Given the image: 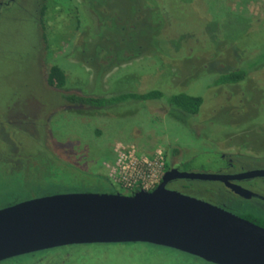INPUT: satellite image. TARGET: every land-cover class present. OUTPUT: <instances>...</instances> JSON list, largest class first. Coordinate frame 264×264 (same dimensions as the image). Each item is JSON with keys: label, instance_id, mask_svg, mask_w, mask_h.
I'll return each mask as SVG.
<instances>
[{"label": "rangeland", "instance_id": "1", "mask_svg": "<svg viewBox=\"0 0 264 264\" xmlns=\"http://www.w3.org/2000/svg\"><path fill=\"white\" fill-rule=\"evenodd\" d=\"M52 64L64 71L66 84L53 88L42 80L49 97L38 68L45 76ZM237 66L247 72L243 81L215 84L218 73ZM151 89L165 96L198 95L202 104L190 115L166 106L165 97L126 100L88 114L86 107L65 100L68 94L100 97ZM0 120V147L7 156L11 152L2 140L16 143L17 161H0L5 192L0 206L29 193L124 194L112 185L120 183L113 173L119 157L128 165L131 147L137 159L156 164L151 177L146 164L139 166L149 187L159 181L166 162L179 171L216 173L225 165L221 154L264 157V0L5 2ZM95 180L103 185L98 191ZM219 185L192 182L184 194L216 204L220 198L213 188ZM231 200L237 209L254 205ZM0 264L212 263L172 248L128 242L71 245Z\"/></svg>", "mask_w": 264, "mask_h": 264}, {"label": "water", "instance_id": "2", "mask_svg": "<svg viewBox=\"0 0 264 264\" xmlns=\"http://www.w3.org/2000/svg\"><path fill=\"white\" fill-rule=\"evenodd\" d=\"M263 175L255 170L242 176ZM176 179L226 182L227 177L170 168L155 188L132 195L58 193L16 203L0 209V261L73 244L143 242L212 264H264L263 227L169 189Z\"/></svg>", "mask_w": 264, "mask_h": 264}, {"label": "trees", "instance_id": "3", "mask_svg": "<svg viewBox=\"0 0 264 264\" xmlns=\"http://www.w3.org/2000/svg\"><path fill=\"white\" fill-rule=\"evenodd\" d=\"M67 8V7H66ZM45 6L43 7L42 14L45 12ZM67 8V12H68ZM249 21V20H248ZM247 76V72L243 68H238V66L234 69H228L225 72L218 73L215 84L216 85H221V84H236L238 82L243 81ZM46 82L49 86L53 88H62L66 84V76L64 71L56 64L49 65L47 67V73H46ZM164 98L165 105L168 106L169 108L173 107L178 109L179 111H182L183 113L190 114V115H195L202 104V97L198 95H190L187 94L183 91H174L171 94H164L159 89H151L147 92L144 93H133V92H128V93H121L119 95H111V96H100V97H95V96H84V95H76V94H68L65 96L66 100L68 103L73 104V105H78L79 107H83V109L86 107L87 108V113L88 114H94L96 113V110H106V107L110 105L111 103H120L122 101L126 100H138V101H145V100H158ZM81 109V108H79ZM110 160H112L110 158ZM165 165V171L169 167V165L164 163ZM107 179V178H105ZM92 181V180H91ZM107 182H110L107 180ZM200 183L204 184L205 181H199V180H187V179H178L169 182L167 185L170 187L174 185L175 189L178 191H181L182 193L188 192L191 189V183ZM110 184H112L110 182ZM94 185V186H93ZM92 186L98 191L99 188H102V183L99 184L97 180H95L94 184ZM113 186H117L121 192H123L125 195H132L136 191L140 190V188L135 187V188H124L120 185L117 184H112ZM111 185V186H112ZM112 186V189H113ZM168 187V186H167ZM173 188V187H172ZM153 189V188H152ZM119 190V191H120ZM114 192L110 191L109 193H117V190H113ZM82 192V191H80ZM86 192V191H85ZM98 192H103V191H98ZM105 193V192H104ZM56 194V193H55ZM241 217H244L250 221L252 220V217H247L245 215H241ZM258 225H261L264 227V221L259 220L258 222H255ZM62 247H56V248H51L48 250H54ZM43 250V251H48ZM40 250V252H43ZM36 252H31L28 254H34ZM16 257V256H15ZM6 260V259H5Z\"/></svg>", "mask_w": 264, "mask_h": 264}, {"label": "flooded vegetation", "instance_id": "4", "mask_svg": "<svg viewBox=\"0 0 264 264\" xmlns=\"http://www.w3.org/2000/svg\"><path fill=\"white\" fill-rule=\"evenodd\" d=\"M14 1L15 0H1L0 1V9H1L2 4H4L5 2H8V3L12 2L13 3ZM46 73H47V69H46L45 76H44L41 74L40 69L38 68V76L40 77L41 81L44 80L46 86L51 87L46 82ZM42 84H43L45 90H47L43 81H42ZM50 93L51 92H49V97L51 95ZM65 100H66V98H65ZM3 134H4L3 121L0 120V138L1 139H3ZM4 144H6L8 146L11 153H8L7 156H5L4 152L6 150L3 151V148L0 147V161L4 162V158H6L5 162H8V163L13 162L15 164L17 161L14 158H12L14 156V155L12 156V150H13L12 148H13V145L14 146L16 145V143L14 144L13 142L11 143V141L6 142V141L2 140V145H4ZM220 156L225 161V165H222L221 167H219V170L216 173L226 176L227 179H226V182L205 181V183L215 182V183L220 184L218 186V188L212 187L213 189H215L214 191L216 192V194H219V198H220V201H218L216 204H214V203H212V204L217 205L218 207H221V208H223V209H225V210H227V211H229V212H231L237 216H240V214H241V215H245L247 217H252L253 221H251V222H253V223H255L256 221L258 222L259 220L264 221V175L263 176H242V175H244V173L255 171V170H263L264 171V157H258L256 155H248V154H240V153L235 154V155H230V156H225V155L221 154ZM170 168H172V166H169L166 170H168ZM169 185H167L169 189L176 190L175 188H172ZM229 185H234V186H237V187L242 188L243 190L247 191L246 196L240 195L239 193L235 192L234 190H232L230 188ZM208 190H209V188L207 189V191ZM218 190L220 192H218ZM179 192H181V191H179ZM224 192H226V193H224ZM49 195H52V194H49ZM4 196H5V192L3 189H1L0 190V198H4ZM41 196H46V195H35L33 193H29V195H27L25 197L14 199V201L11 200V201L7 202L5 205L0 206V209L12 206L16 203H19V202H22V201H25V200H28L31 198H37V197H41ZM232 197L239 198L240 200H243L244 202H254V205L251 207V210H246L244 207H241V205H239V208L237 209L233 206V201L231 200ZM242 218H244V217H242ZM244 219H246V218H244ZM259 226H261V225H259ZM261 227H263V226H261ZM73 245H77V244H73ZM67 246H71V245H67ZM67 246H61V247L63 248V247H67ZM3 261H5V260L0 261V263H2Z\"/></svg>", "mask_w": 264, "mask_h": 264}, {"label": "built area", "instance_id": "5", "mask_svg": "<svg viewBox=\"0 0 264 264\" xmlns=\"http://www.w3.org/2000/svg\"><path fill=\"white\" fill-rule=\"evenodd\" d=\"M133 154H134V150L131 147V149L129 150V155H128V157L130 158L128 161V165L127 164L124 165V161L121 159V157H119L117 164L115 166L116 171L115 172L113 171L114 180L116 182H120L121 184L120 183H117V184L127 189L138 187L140 188V190H152V188H155L158 185V183L161 181L162 176L160 177L159 181L155 185L149 187L145 183L146 178H145L144 173L140 174L139 166L142 165L143 167V164H146V167L144 168L148 170V172H150L147 176L151 177L153 176L152 173L154 171L156 164L152 161L148 162L145 159L139 160ZM159 158H161V156H159ZM161 166L163 168V161H161ZM143 172H145V170ZM122 183L124 185H122Z\"/></svg>", "mask_w": 264, "mask_h": 264}]
</instances>
